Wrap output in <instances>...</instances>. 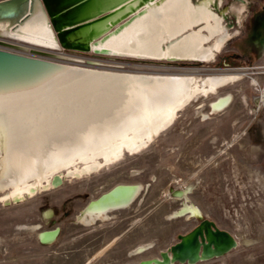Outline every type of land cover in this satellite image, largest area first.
<instances>
[{"label": "bare ground", "instance_id": "bare-ground-1", "mask_svg": "<svg viewBox=\"0 0 264 264\" xmlns=\"http://www.w3.org/2000/svg\"><path fill=\"white\" fill-rule=\"evenodd\" d=\"M45 1L48 8L43 0L0 7V41L11 45L3 40H16L30 51L0 44V50L19 55L0 54L3 203L19 202L57 185L65 172L80 177L125 152H140L193 99L215 94L244 77L242 72L225 71L201 75L123 70L48 59L31 51L64 45L109 55L212 62L234 33L213 10L214 0ZM231 5L240 20L246 5L239 0ZM261 23L264 29V20ZM260 35L264 39V33ZM231 99V94L218 96L211 103L212 111L225 109ZM142 188L117 184L90 202L79 219L92 223L108 217L113 210L130 206ZM200 214L198 207L187 203L173 217ZM39 233L46 243L57 235L56 230ZM243 240L247 245L255 243L245 235ZM218 250L206 247L186 263L222 256ZM161 256L139 264H174L176 257L184 259L171 251Z\"/></svg>", "mask_w": 264, "mask_h": 264}, {"label": "rangeland", "instance_id": "rangeland-1", "mask_svg": "<svg viewBox=\"0 0 264 264\" xmlns=\"http://www.w3.org/2000/svg\"><path fill=\"white\" fill-rule=\"evenodd\" d=\"M237 1L212 3L234 32L212 62L109 55L62 45L38 50L48 59L123 70L225 71L244 77L193 99L140 152H125L80 177L63 172L60 183L19 202L3 203L0 198V264H139L161 258L179 236L205 220L238 243L222 256L194 264H264V0H239L246 5L240 20L231 10ZM3 41L13 42L4 44L12 50L30 52L16 40ZM224 94L232 95L230 103L214 113L212 101ZM120 183L143 186L130 206L92 223L79 219L90 202ZM187 203L201 214L173 217ZM47 230L57 231L51 243L40 239L39 232ZM243 235L255 243L247 245Z\"/></svg>", "mask_w": 264, "mask_h": 264}, {"label": "water", "instance_id": "water-1", "mask_svg": "<svg viewBox=\"0 0 264 264\" xmlns=\"http://www.w3.org/2000/svg\"><path fill=\"white\" fill-rule=\"evenodd\" d=\"M21 1L23 0H2L0 1V7ZM43 2L46 5V1L43 0ZM57 36L59 39H61L60 32L57 33ZM0 44L3 45L4 43L0 41ZM31 51L33 53L39 54L38 50L36 51L31 50ZM0 54L19 56L18 54H14L4 50H0ZM179 238L180 240L176 244L171 246L169 251H171L174 254H177V256H183L184 259H180L179 257H176V259L174 260L175 262H183V263L189 262L190 257L195 253L201 252L202 255L206 247L213 246L214 248H219L220 251L218 250L217 253L223 255L224 253H227L229 250H231L237 244L236 240L229 232L225 230H220L219 228H217L214 222L208 220L202 222L196 229H194L189 234L181 235L179 236ZM216 255L217 254H213L212 256H216Z\"/></svg>", "mask_w": 264, "mask_h": 264}, {"label": "flooded vegetation", "instance_id": "flooded-vegetation-1", "mask_svg": "<svg viewBox=\"0 0 264 264\" xmlns=\"http://www.w3.org/2000/svg\"><path fill=\"white\" fill-rule=\"evenodd\" d=\"M264 19V18H263Z\"/></svg>", "mask_w": 264, "mask_h": 264}]
</instances>
